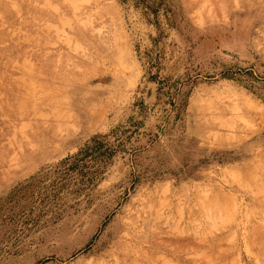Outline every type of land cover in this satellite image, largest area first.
<instances>
[{
	"label": "rangeland",
	"instance_id": "rangeland-1",
	"mask_svg": "<svg viewBox=\"0 0 264 264\" xmlns=\"http://www.w3.org/2000/svg\"><path fill=\"white\" fill-rule=\"evenodd\" d=\"M10 15L47 62L21 110L23 87L0 108V264H264V0ZM94 139L113 151L82 181Z\"/></svg>",
	"mask_w": 264,
	"mask_h": 264
},
{
	"label": "bare ground",
	"instance_id": "bare-ground-1",
	"mask_svg": "<svg viewBox=\"0 0 264 264\" xmlns=\"http://www.w3.org/2000/svg\"><path fill=\"white\" fill-rule=\"evenodd\" d=\"M18 2L19 0H8L7 13H1L0 15V66L3 65V67L0 68V108L2 109L10 100L7 93H5V90L12 88L17 91L22 87L24 88V92H19L22 95H19L17 104L14 101L10 104V107H14L17 110L23 108L25 99L29 96H34L38 91L39 84L33 79L35 78L34 71H38V68L40 69V66H43V63L47 62L44 59L43 54L36 52L34 46L30 47L32 53H28L23 44V38L28 32L27 27L22 26V24H25L26 22L29 23V21H23L22 18H19L18 16V20L16 21L17 24H13L15 19L13 18V15H10V11ZM35 30L36 29L34 28L31 32L35 33ZM16 62L21 67L20 73L22 72V74L19 76H14L10 73V70L6 68L7 65ZM2 109H0V121H2L1 119L3 118L1 113ZM2 128H4V125L0 126V129ZM1 143L2 142L0 141V156L4 151V147ZM141 204L142 203H139L137 208H134L127 216L126 221L129 225L139 219L143 220L145 210L141 209Z\"/></svg>",
	"mask_w": 264,
	"mask_h": 264
},
{
	"label": "trees",
	"instance_id": "trees-1",
	"mask_svg": "<svg viewBox=\"0 0 264 264\" xmlns=\"http://www.w3.org/2000/svg\"><path fill=\"white\" fill-rule=\"evenodd\" d=\"M113 149L111 147H106L103 145V142L99 139H94L93 143L90 146H87L83 151H81V159H89L92 162V165H87L86 172L81 171V174L84 176L82 181L91 180V176L96 175L100 169L106 164L110 155L112 154ZM85 167V165H80Z\"/></svg>",
	"mask_w": 264,
	"mask_h": 264
}]
</instances>
